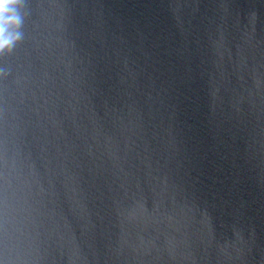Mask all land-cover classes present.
Instances as JSON below:
<instances>
[{
    "label": "water",
    "instance_id": "95a60500",
    "mask_svg": "<svg viewBox=\"0 0 264 264\" xmlns=\"http://www.w3.org/2000/svg\"><path fill=\"white\" fill-rule=\"evenodd\" d=\"M0 54V264H264V0H28Z\"/></svg>",
    "mask_w": 264,
    "mask_h": 264
},
{
    "label": "clouds",
    "instance_id": "9594fccd",
    "mask_svg": "<svg viewBox=\"0 0 264 264\" xmlns=\"http://www.w3.org/2000/svg\"><path fill=\"white\" fill-rule=\"evenodd\" d=\"M27 7L28 0H0V54H10L23 41Z\"/></svg>",
    "mask_w": 264,
    "mask_h": 264
}]
</instances>
